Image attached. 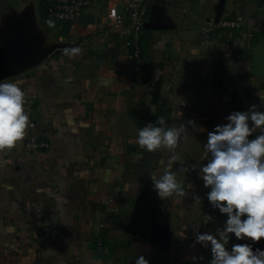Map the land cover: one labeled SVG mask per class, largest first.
<instances>
[{
  "label": "crops",
  "instance_id": "0c3cea01",
  "mask_svg": "<svg viewBox=\"0 0 264 264\" xmlns=\"http://www.w3.org/2000/svg\"><path fill=\"white\" fill-rule=\"evenodd\" d=\"M127 2L96 0L75 23L50 28L49 0H0V81L33 98L37 123L0 150V264L211 260L196 235L215 233L226 216L208 202L198 172L209 132L232 112L264 111V0H150L140 71L108 28L109 8ZM225 12L255 31L251 47L231 52L222 35L203 40L202 26ZM74 48L79 54H65ZM160 118L186 127L171 169L183 197L160 200L151 187L173 153L136 142ZM31 135L48 147L26 152Z\"/></svg>",
  "mask_w": 264,
  "mask_h": 264
},
{
  "label": "clouds",
  "instance_id": "9594fccd",
  "mask_svg": "<svg viewBox=\"0 0 264 264\" xmlns=\"http://www.w3.org/2000/svg\"><path fill=\"white\" fill-rule=\"evenodd\" d=\"M46 23L55 27L51 19ZM79 52V48L65 50L69 57ZM24 105V90L16 83L0 81V150L12 148L24 137L29 124ZM164 125L162 118L146 124L138 130L136 140L147 152L167 149L173 153L163 174L151 177L152 191L160 200L185 196L183 183L171 169L179 159L175 150L186 127ZM204 156L207 162L199 169L198 177L210 189L208 202L226 219L215 233H197L195 242L210 249L209 264H264V248L256 247L264 241V111L251 105L247 111L229 114L227 123L208 133ZM204 218L207 222L213 220L209 214ZM233 239L239 243H232L229 249ZM192 259L195 262L197 258ZM136 264L148 261L141 256Z\"/></svg>",
  "mask_w": 264,
  "mask_h": 264
},
{
  "label": "built area",
  "instance_id": "2783aa9c",
  "mask_svg": "<svg viewBox=\"0 0 264 264\" xmlns=\"http://www.w3.org/2000/svg\"><path fill=\"white\" fill-rule=\"evenodd\" d=\"M149 1L128 0L124 10L118 11L114 7L108 10V28L115 29L116 37L125 41L128 59L136 71H140L145 64L141 37ZM95 3L96 0H49L45 17L60 24H73L84 9ZM201 35L204 41L210 40L215 35H222L224 47L231 52L246 50L255 40V32L247 30L241 18L232 17L229 12L223 13L216 22L205 23L201 28ZM33 106V98L25 96L24 108L29 117L27 129L30 131H34L37 127ZM47 147L46 143L31 135L24 142L23 149L28 153L37 154ZM96 247L99 251L105 250L101 240L97 241Z\"/></svg>",
  "mask_w": 264,
  "mask_h": 264
},
{
  "label": "rangeland",
  "instance_id": "374dc122",
  "mask_svg": "<svg viewBox=\"0 0 264 264\" xmlns=\"http://www.w3.org/2000/svg\"><path fill=\"white\" fill-rule=\"evenodd\" d=\"M255 32V31H254Z\"/></svg>",
  "mask_w": 264,
  "mask_h": 264
}]
</instances>
